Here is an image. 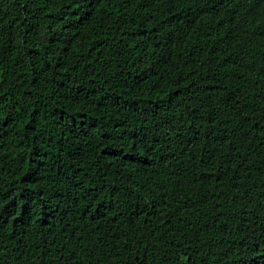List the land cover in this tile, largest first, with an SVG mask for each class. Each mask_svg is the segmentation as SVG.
Here are the masks:
<instances>
[{"label":"trees","instance_id":"1","mask_svg":"<svg viewBox=\"0 0 264 264\" xmlns=\"http://www.w3.org/2000/svg\"><path fill=\"white\" fill-rule=\"evenodd\" d=\"M0 264H264V0H0Z\"/></svg>","mask_w":264,"mask_h":264}]
</instances>
